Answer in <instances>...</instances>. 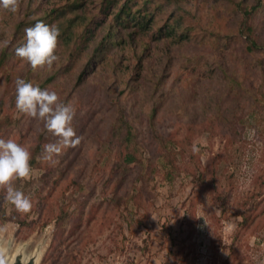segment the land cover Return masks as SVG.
<instances>
[{"label": "rangeland", "instance_id": "374dc122", "mask_svg": "<svg viewBox=\"0 0 264 264\" xmlns=\"http://www.w3.org/2000/svg\"><path fill=\"white\" fill-rule=\"evenodd\" d=\"M37 20L60 34L33 69L14 49ZM18 76L75 109L79 143L55 165L39 157L57 138L15 108ZM0 136L32 169L13 182L27 213L0 188L6 262L264 264V0L0 7Z\"/></svg>", "mask_w": 264, "mask_h": 264}, {"label": "clouds", "instance_id": "9594fccd", "mask_svg": "<svg viewBox=\"0 0 264 264\" xmlns=\"http://www.w3.org/2000/svg\"><path fill=\"white\" fill-rule=\"evenodd\" d=\"M19 0H0V7L15 12ZM60 28L55 23L37 20L24 29L22 42L14 49L16 57L28 63L33 69L47 65L51 67L57 59L54 49ZM15 108L18 114L43 120L44 129L56 137L55 142L45 143L39 159L51 165L58 163L63 149L79 143L72 121L74 107L60 102L54 90L42 88L38 83L17 77L15 80ZM193 150H197L194 146ZM31 152L16 139L0 136V188L4 196L19 212L27 213L32 208L29 195L14 186L19 178L31 176Z\"/></svg>", "mask_w": 264, "mask_h": 264}, {"label": "water", "instance_id": "95a60500", "mask_svg": "<svg viewBox=\"0 0 264 264\" xmlns=\"http://www.w3.org/2000/svg\"><path fill=\"white\" fill-rule=\"evenodd\" d=\"M22 255H23L22 251L18 250L10 262H6L2 258H0V264H35L38 259V255L35 254L32 257H30L28 260L24 261Z\"/></svg>", "mask_w": 264, "mask_h": 264}, {"label": "trees", "instance_id": "16d2710c", "mask_svg": "<svg viewBox=\"0 0 264 264\" xmlns=\"http://www.w3.org/2000/svg\"><path fill=\"white\" fill-rule=\"evenodd\" d=\"M252 46H253V47H256L257 45H256V43H255V42H253V43H252ZM128 159H129V160H128L129 162H131V161H132V158H128Z\"/></svg>", "mask_w": 264, "mask_h": 264}]
</instances>
